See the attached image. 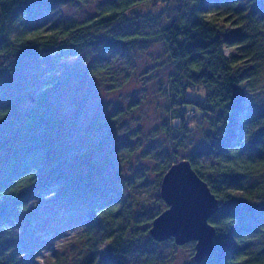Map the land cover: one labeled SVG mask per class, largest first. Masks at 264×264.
I'll return each mask as SVG.
<instances>
[{"label": "trees", "instance_id": "1", "mask_svg": "<svg viewBox=\"0 0 264 264\" xmlns=\"http://www.w3.org/2000/svg\"><path fill=\"white\" fill-rule=\"evenodd\" d=\"M51 1L0 0V264H32L5 235L45 194L74 207L83 223L77 242L85 255L75 264H127L135 245L149 237L142 223H130L133 212L121 189L95 179L100 167L90 155L71 171L62 135L67 123L50 101L56 78L28 109L17 87L22 70L38 57L156 41L175 66L168 126L186 136L208 127L207 148L184 158L219 206L209 220L214 252L194 264H264V243L256 249L252 244L264 241V99L258 96L264 0H167L181 15L153 34L112 30L149 0L111 1L94 18L44 28L39 18L53 10ZM175 164L166 165L164 176ZM50 259L67 264V256ZM142 264L163 263L147 258Z\"/></svg>", "mask_w": 264, "mask_h": 264}, {"label": "rangeland", "instance_id": "2", "mask_svg": "<svg viewBox=\"0 0 264 264\" xmlns=\"http://www.w3.org/2000/svg\"><path fill=\"white\" fill-rule=\"evenodd\" d=\"M111 1L115 0H52L53 10L39 21L44 28L84 22L98 16ZM149 1L116 24L113 32L153 34L181 15L176 2ZM174 73L163 43L156 41L115 51L38 57L27 63L18 79L22 107L28 109L46 92L47 81L56 78L50 101L67 123L62 135L71 171L90 155L100 167L95 179L121 189L133 212L130 223H142L143 229L150 230L151 220L168 209L160 188L166 165L207 148L208 127L186 136L168 126L173 116L168 86ZM258 94L264 99V82ZM173 153L178 159H173ZM9 229L5 236L32 264H51L52 254L67 256V264H75L85 255L84 245L77 242L83 223L74 207L56 196L45 194L33 200ZM150 237L135 245L127 264H142L147 258L163 264H194L197 242L176 245L172 238L158 242ZM261 243L262 239H254L253 249Z\"/></svg>", "mask_w": 264, "mask_h": 264}, {"label": "water", "instance_id": "3", "mask_svg": "<svg viewBox=\"0 0 264 264\" xmlns=\"http://www.w3.org/2000/svg\"><path fill=\"white\" fill-rule=\"evenodd\" d=\"M182 181L200 190L209 200V206L201 217L198 213L195 216L193 199L186 186L182 188L185 184ZM161 198L168 205V209L154 220L150 229L151 237L158 242L172 238L176 245L197 242L194 256L196 262H202L211 256L214 252L216 231L209 224V220L218 211V201L211 194L207 184L193 170L189 161H180L169 169L161 185ZM190 212H193L191 216ZM164 226H169L170 229L166 230Z\"/></svg>", "mask_w": 264, "mask_h": 264}, {"label": "bare ground", "instance_id": "4", "mask_svg": "<svg viewBox=\"0 0 264 264\" xmlns=\"http://www.w3.org/2000/svg\"><path fill=\"white\" fill-rule=\"evenodd\" d=\"M183 182V181H182ZM183 183H185V182H183ZM187 183V184H186ZM185 184H183L182 185V188H184L185 186H186V189L189 191V193H190V197L193 199H191L192 200V204H193V211H195V216H196V214L198 213L199 214V217H201L202 216V214H204V212H205V210L208 208V206H209V200L208 199H206L207 197H204V195H203V193L200 191V190H198L197 188H195V187H193V186H190V185H188V182H186ZM179 185V184H178ZM190 202V201H189ZM191 204V205H192ZM190 205V206H191ZM189 207V206H188ZM191 209V208H190ZM191 214H193V212H190V216H191ZM194 216V217H195ZM198 217V218H199ZM196 218V217H195ZM196 220H197V218H196ZM165 227V229L167 230V229H170V227L169 226H164Z\"/></svg>", "mask_w": 264, "mask_h": 264}]
</instances>
